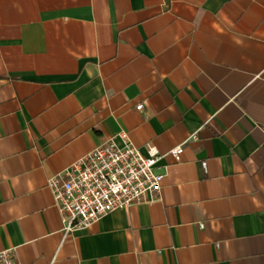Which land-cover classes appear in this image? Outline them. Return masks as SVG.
Returning <instances> with one entry per match:
<instances>
[{
    "label": "crops",
    "instance_id": "1",
    "mask_svg": "<svg viewBox=\"0 0 264 264\" xmlns=\"http://www.w3.org/2000/svg\"><path fill=\"white\" fill-rule=\"evenodd\" d=\"M122 131L160 158L157 198L64 237L47 180ZM4 249L20 264H264V0H0Z\"/></svg>",
    "mask_w": 264,
    "mask_h": 264
},
{
    "label": "built area",
    "instance_id": "2",
    "mask_svg": "<svg viewBox=\"0 0 264 264\" xmlns=\"http://www.w3.org/2000/svg\"><path fill=\"white\" fill-rule=\"evenodd\" d=\"M142 109V105L135 108L137 112ZM196 137V133L191 134L184 144ZM184 144L174 147L168 155L179 159ZM159 159L154 153L144 157L122 131L103 140L59 175L50 177L46 186L60 214L64 237L87 229L106 214L155 200L163 177L154 172ZM200 166L204 171L206 162ZM0 264L20 263L13 251L4 249Z\"/></svg>",
    "mask_w": 264,
    "mask_h": 264
}]
</instances>
